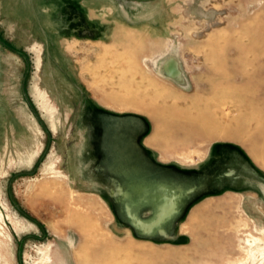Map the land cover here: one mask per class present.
Instances as JSON below:
<instances>
[{"label": "rangeland", "instance_id": "obj_1", "mask_svg": "<svg viewBox=\"0 0 264 264\" xmlns=\"http://www.w3.org/2000/svg\"><path fill=\"white\" fill-rule=\"evenodd\" d=\"M0 264H264V0H0Z\"/></svg>", "mask_w": 264, "mask_h": 264}, {"label": "bare ground", "instance_id": "obj_2", "mask_svg": "<svg viewBox=\"0 0 264 264\" xmlns=\"http://www.w3.org/2000/svg\"><path fill=\"white\" fill-rule=\"evenodd\" d=\"M166 72L170 75H173L175 74L176 70H175V66H168L167 69H166ZM177 75V74H176Z\"/></svg>", "mask_w": 264, "mask_h": 264}]
</instances>
